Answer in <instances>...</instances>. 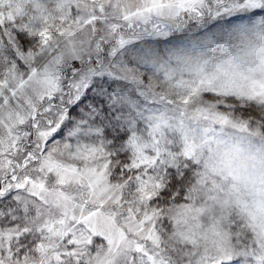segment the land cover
Listing matches in <instances>:
<instances>
[{"label":"snow or ice","instance_id":"1","mask_svg":"<svg viewBox=\"0 0 264 264\" xmlns=\"http://www.w3.org/2000/svg\"><path fill=\"white\" fill-rule=\"evenodd\" d=\"M0 264H264V0H0Z\"/></svg>","mask_w":264,"mask_h":264},{"label":"rangeland","instance_id":"2","mask_svg":"<svg viewBox=\"0 0 264 264\" xmlns=\"http://www.w3.org/2000/svg\"><path fill=\"white\" fill-rule=\"evenodd\" d=\"M231 19H234L235 20V18L233 17V18H231ZM57 139H59V137H57Z\"/></svg>","mask_w":264,"mask_h":264}]
</instances>
